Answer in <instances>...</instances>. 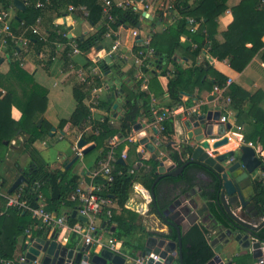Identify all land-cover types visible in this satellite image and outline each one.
Masks as SVG:
<instances>
[{
	"label": "crops",
	"instance_id": "obj_1",
	"mask_svg": "<svg viewBox=\"0 0 264 264\" xmlns=\"http://www.w3.org/2000/svg\"><path fill=\"white\" fill-rule=\"evenodd\" d=\"M3 1L11 2L12 4L13 0H0V13L5 10L8 11L10 15V25L13 26L15 24L12 22V20L14 17H16L17 11L19 10L15 9L13 5L11 7H8L7 9H4L2 4ZM22 1L24 2L28 0ZM112 1L117 3L122 0ZM175 1L176 0H148L150 6L148 16L152 19L145 18L146 20L143 19L142 21H140L142 32H147L151 27H153L154 33L160 34L166 29V27L174 25L178 20L177 17H179L175 8ZM194 1L195 0H189V5L193 4ZM242 1L244 0H226L224 3L225 10L217 18L208 23H206L207 21L204 20L203 31L208 36V40H206V44L202 47L196 63H193L190 58L182 56L180 52H176L174 56L176 57V62L182 69H188L190 67H193L194 65L200 66L206 60L216 71L224 73L228 77L227 81L230 80V84L228 85L229 88L232 86H238L241 89L243 95L245 96L240 106L243 111L247 112L250 108L255 107L259 108L260 111L264 113V61L262 59L264 54V34L261 38L263 46L258 51L253 52L252 58L241 72H235L230 68L229 56H227L223 60L217 61L214 58L215 56H213L210 51V45L212 41L217 42L221 45L226 42H230L232 38L238 39L242 37L238 33L239 30H237L236 27L234 28V26L238 24V22L235 21L237 17L235 10L240 7V3ZM167 8H170V10H167ZM248 8L257 9V11L264 12V0L260 2V7ZM52 15L53 13H49L48 11L44 12V14L42 15L40 25L42 34H45L43 25L45 24L47 19L53 17ZM80 20H82V18H75L73 16V13H69V15L64 14L63 17L57 18L56 20L54 19L52 25L54 27L60 25V27L63 28L68 39H83L87 36L86 33H88L89 29H92V26L88 24L87 21L82 20L83 22H81ZM88 25H90V28L88 27ZM257 26L263 27L260 29H262L264 32V22L262 24H257ZM18 28L19 27L14 29L15 33L12 32L15 37L21 36L28 39L26 34H29V32H25L27 30L23 31V29L20 31L21 28ZM130 29L131 28L127 27L120 30V38L123 44L126 45V47H129V45L132 43ZM239 29H241V24H239ZM8 39L12 40L14 46L17 48V50L20 51L19 54H17L12 48H10V45L7 41ZM188 39L189 43L188 41L184 40V42L180 40L181 42H184L183 45L180 43V46L182 48H191V40L189 37ZM108 42L109 41H107V43ZM56 43L54 44L55 48ZM29 47V44L26 47L19 46L17 39L5 37L4 34H0V115H5L6 117H8V119L14 120L16 123L21 125V128L18 129L16 135L12 137L10 142H5L6 147L1 149L2 151L0 152V181L3 186V194L1 196L4 199L5 195L7 196L14 192L13 191L12 193H9L11 185L20 175L24 176V171H26L29 167L30 159L27 151L25 150V144L26 139L28 138V134L25 130H23V128H30L33 123H37L38 125L39 121H41L40 125L42 121H46L50 125V132L48 135L41 136L40 138L35 140V142L33 143V147L39 152L41 158L48 163L49 169L55 171L61 170L64 167V169L71 168L72 176H74L76 180H78L77 187L86 188L90 184H92V181L96 176L94 175V173L97 170V161L101 158H99L101 150H96L82 155L78 157V159L71 165H68L76 156L75 152L73 151V147L76 142L81 139V136L83 134L86 135V133L90 132V130L88 129V131H85L82 134L84 128L92 126L91 122L98 121L100 118L106 117L109 114L113 116V118L111 119H114L115 121V117H118V115L120 114L119 106L124 98V94L122 92L121 94L118 93L115 95V98L112 100L113 106L110 113L103 108H97L93 112H90L89 110L91 116L83 123L80 129L76 127H70V125L67 124L64 127L63 131L60 130L58 127L60 121L68 120L76 107V102L73 98L72 91L75 87L79 86L78 81L75 76H73L67 69V62L62 57V51H57L56 49H54V59H51V61L49 62V47L45 46L39 53H35L32 50V47ZM245 48L251 49L252 44L246 42ZM245 52L250 51L245 50ZM127 57L129 61L125 62L123 66L127 67L126 71L132 69L131 72L133 75L135 69L133 67L130 68L131 60L129 54H127ZM72 60L76 64L83 63L80 57H73ZM15 61L19 62V65H17L18 67L14 66ZM158 62V65L152 64L153 68L151 69V72L159 74L162 67L166 64L164 62L163 65V62L161 60ZM61 63H63V65L60 66ZM168 68L171 71L168 76L158 78L159 84L164 91L165 84L167 83L168 78L172 77L173 73L172 66L168 65ZM119 71H121V69H119ZM132 75L131 78L135 80ZM147 78L149 80V76H147ZM106 80L108 81V86L112 83L119 86V88L123 86L124 81H129L127 76L123 77L121 75H119V77L108 75L106 77ZM213 82L214 77L209 72L206 73L205 75H203L201 81H198V87H195L192 90L191 94L182 93L181 103L174 106L175 108H177L176 116L173 119V143L175 147L180 153H182L184 148L188 145L186 142L185 131L189 127L185 126V111L190 110V112L193 113V111H198V109L200 108L203 109V112L207 110H219L221 112V117L224 116V114L228 115L229 121L225 123V125L229 124L230 130L224 131L223 125H219L217 127V131L219 134L214 138L218 139L227 137L228 142L217 148L216 153L221 154L230 150L237 152L238 148L241 145H249L254 149L256 156H258V158L260 159L259 153L261 152L262 147L258 140H252L246 143L243 140L244 128L241 124H238L236 118L237 109H235L230 102L226 101V93L229 91V88L225 87L224 89H221L213 85ZM82 93L84 92L82 91ZM39 95H46L47 97L46 106L43 112L39 115L38 108L37 110L36 108H33L30 112L31 115H28V112H26L27 110H25L27 116H24L23 109L25 108V104L27 102H30L33 96ZM84 95L87 100V95L85 93ZM100 96L102 97L103 101H105L109 96L112 95L110 94V92L105 91L104 93L100 94ZM159 102H161L162 104L161 107L157 108H169L167 105L170 103L165 101V96L162 99H152L153 105H156ZM115 104L116 106L115 108H113ZM137 122L144 123L146 125L145 128L148 131V135H152L156 139L154 147L155 154H157L158 158H160L161 156H167L174 165V168L181 166H178L170 158L169 152L166 149L167 147L160 143L158 134H153V127L151 126L152 121L150 122L149 119L145 115H143L139 117ZM114 125H116V121ZM237 127H240V130H237ZM134 136H136V134ZM73 137H75L74 140L72 139ZM128 137L120 138L118 136H114L113 138H110L107 143L110 144L112 141L111 139H113L115 146L119 145L121 142H124V146L121 151H125L126 153V159L123 160L124 163L129 162L133 163V166L149 168V162L154 160H139L137 153L140 152L144 154V148L137 144L136 139V141L134 142H129L127 140ZM211 144L212 143H210V145ZM86 145L88 144L86 143ZM131 145L136 146L133 153L130 152ZM212 152V149L208 150V153L211 154ZM188 154H186L183 158L184 163L187 161ZM234 160L232 162H234ZM131 171L133 173V170ZM156 172L157 168L155 174ZM204 172L210 173L211 178L208 177L209 175L205 174ZM250 176L252 180V186L254 188L255 180L260 178L264 180V168H258ZM184 180L185 183H183ZM137 184H139L138 181ZM153 184L151 186V189L153 187ZM217 186L218 181L214 174L199 166H188L184 169L182 175H179L177 177L164 176L159 182L155 184L153 188L155 201L153 200L151 189L150 193H148L149 196L145 198L141 189L132 188L130 190V195L137 201V203L143 204L145 206L146 213L131 216L126 212H122L113 202L111 211L114 214L119 215L126 222H131L132 226L135 227V230L131 234V236L126 239L128 242V244L126 245H124L123 240H117L112 234L113 232L118 231V226L116 225L112 227L114 228L112 229V232L107 233L103 231L101 233L102 240H104L105 242L110 237L114 238L116 240L115 248H117L119 252H121V255L126 258V264H135L134 260L141 258L140 255L143 252L144 243L147 237V231H162L168 235V239H171L170 233L174 230H170V227L167 226L163 218L160 217L157 209L161 212L163 210H166L168 206L173 204L176 200H179L180 198H187L192 199L193 203H196V211H198L199 215L201 216L200 219L203 217L205 218L204 221H201L199 219V221L194 225H201L205 229V236L210 245V240L216 236L217 227L213 223V219H215L213 215L211 218L207 215L210 213L211 207L215 206L217 208L215 200L217 194ZM19 188H17L16 190H18ZM73 191L70 193V195L73 193ZM45 192L47 196L39 193L37 201V207L40 205L43 207V210L47 205V197L50 195L49 188H46ZM70 195L68 196L67 200L73 202L69 198ZM73 203L74 204L72 207L63 206L59 214H68L69 216L71 215V212L73 210L77 211V209L79 208V204L77 202ZM259 205L261 210L264 212V206L262 207L261 203H259ZM2 210L5 212L7 211L6 216L9 217L10 208L7 207L6 203ZM2 210L0 211V213L2 212ZM149 210L150 213H148ZM50 213L56 214L54 212ZM263 217L264 215H260L259 220L261 221ZM165 218L167 217L165 216ZM34 219L40 221L39 219ZM76 221L78 220L76 219ZM97 224L98 227H104L102 226L103 223ZM38 227L39 226L36 224L34 228H32V230L28 234L30 238L27 237V233L25 232L18 236L16 250L11 260L17 259V257L21 255L23 245L26 242H29L31 238H33L32 232L38 229ZM190 227L186 228L185 232H187ZM53 233H56L57 235L59 234L57 238L59 243L62 245H78L77 240L73 236L66 234L65 230L60 231L54 229ZM37 237L40 236H34V238ZM40 238L47 239L49 238V236H41ZM90 251H93L92 248H90ZM99 251L100 248L97 247L94 253H98ZM242 254H248L252 258L253 264H258V260L253 258L250 250L242 248L234 241H230V243H228V245L224 247L220 252V256L222 257L224 264H229L234 257ZM175 264H178L177 260L175 261Z\"/></svg>",
	"mask_w": 264,
	"mask_h": 264
},
{
	"label": "trees",
	"instance_id": "obj_2",
	"mask_svg": "<svg viewBox=\"0 0 264 264\" xmlns=\"http://www.w3.org/2000/svg\"><path fill=\"white\" fill-rule=\"evenodd\" d=\"M40 1L43 4V8H36L35 3ZM226 0H195L193 4L189 5V0H176L175 8L179 15L177 22L174 25L166 27L162 33H153L151 35V41L149 47L154 51V57L156 60L153 64L158 65V61L166 63L159 74L151 72L150 68H143L142 72L149 76L147 90H142L140 81L132 79V69L126 72L119 71V67L114 64L116 71L113 76L119 77L127 76L128 82L124 81L122 87L119 88L118 93L124 94L122 103L119 106L120 114L115 117L116 125L109 124V119L113 118L111 114L106 116L102 122L93 121L92 128L89 133L82 135L81 139L87 144H93L94 149L90 152L101 150L99 158L102 159L106 156L110 147L107 143L110 138L118 136L120 138H126L130 135L131 130L139 117L145 115L149 121L153 122L154 117L152 115V109L161 107V102L156 105L152 104V99H162L165 96V101L169 102L167 106L169 108L174 107L181 103L182 93L191 94L195 87H198V81L200 82L203 75L210 73L214 77L213 85L221 88L227 81V76L224 73L216 71L210 63L206 60L200 66H193L188 69H182L176 62L174 56L176 52H180L182 56L188 57L193 63H196L198 55L201 52L202 47L206 44L208 36L203 31L204 20L212 22L217 18L224 10ZM262 0H244L240 3L236 11V20L238 24L234 26L239 30L241 38H232L230 42L224 44H218L213 42L210 45V51L215 56V60L220 61L229 56L230 68L235 72H241L247 63L252 58L253 52L258 51L263 46L261 38L264 34L263 30L258 27L257 24L264 22V12L257 11V9H250L260 7ZM28 5L25 11H17L16 17L12 22L15 24L11 26L13 33L14 29L19 27L20 31L27 30L26 34L29 39V46L35 53H39L45 46L49 47L48 61L53 59L56 49L54 44L56 42L67 43L74 41L81 51L87 52L92 47H106L108 48L110 43H107V39L104 35L107 33V29L104 26L106 18L102 15V4L100 0H28ZM3 8L7 9L11 7V2L3 1ZM69 5L75 7L72 12L75 18H82L87 21L92 27H98L96 31L87 35L85 38L68 39L64 36L65 32L63 28L59 26L54 27L52 22L54 19L63 17L64 14H68L67 8ZM84 6L85 11L79 8ZM48 11L53 13V17L47 19L43 25L45 36L47 37L43 41L40 37L33 35L29 27L32 26L38 17H42L44 12ZM86 13V15L84 14ZM114 22L111 27L117 30L120 25H126L129 28H135L139 24L140 13L133 12L129 9L113 8ZM186 17H193L198 21V29L194 33H190L187 30ZM241 24V29H239ZM15 27V28H14ZM18 28V29H19ZM19 31V32H20ZM186 35L190 38L191 42L196 45L195 48H182L180 46V37ZM8 44L17 54L19 50L14 46L11 39H8ZM251 43L252 48L246 49L245 43ZM29 47V48H30ZM68 48V47H66ZM62 51V57L68 61L66 52L68 49ZM141 49V48H138ZM245 50L250 52H245ZM264 61V54L262 57ZM152 64V62H150ZM19 65L18 61L14 62V66ZM168 65L172 66V77L168 78L165 84V91L159 84V77H167L171 72ZM101 66L108 69V66L101 62ZM18 67V66H17ZM13 73V68H12ZM28 76V75H27ZM133 76V75H132ZM19 78V77H18ZM18 80V79H17ZM114 88V87H113ZM229 88V87H228ZM109 90H112L109 87ZM82 88L77 86L73 89V98L76 102V107L68 120H61L59 123V129L63 131L64 127L69 124L70 127L81 128L83 123L89 119L91 113L89 112V105L86 100ZM226 97L230 99V103L237 109V121L244 128V142L252 140H258L261 144L262 150L259 153L260 160L262 161L261 167L264 168V113L259 108L252 107L247 112L241 109V103L244 99V95L238 86H232L226 93ZM115 94L109 96L105 101L100 102L99 107L105 109L107 112H111ZM47 102L46 95L33 96L30 102L25 104L24 116L31 115L33 108H38V114L40 115L45 109ZM162 130L158 133V139L162 145L167 147L170 158L179 166L184 163L183 158L190 152L188 146H186L182 153H180L174 145V125L173 119L167 118L161 122ZM21 128V125L14 120L8 119V117L0 115V152L5 148V142H10ZM23 130L28 134L26 139L25 150L27 151L30 159L29 167L24 171L25 181L19 189L24 199L32 208H37V201L39 193L47 196L45 190L49 188L50 195L47 197V205L45 207L46 212H54L59 215V212L63 206L72 207L73 202L68 201V196L77 187L78 180L71 174V168L52 171L49 169L48 163L45 162L39 152L33 147L35 140L41 136L48 135L50 132V125L46 121H42L41 125L33 123L30 128L24 127ZM124 142L116 145L112 148L115 155V162L113 163V179L108 182L102 174H98L94 177L93 192L98 196L111 199L117 207L128 215L136 216L137 214H145L146 209L143 204L137 203V201L130 195L132 188L141 189L143 196L147 198L150 193L151 186L156 177L155 171L157 168L156 161L149 162V168L133 166V163L126 162L124 164L118 163L121 151L123 149ZM130 152L135 151L136 146H130ZM133 170V173L130 171ZM138 183L140 184H137ZM254 188L257 192L259 203L264 206V180L262 178L254 181ZM6 201L0 195V211L4 208ZM153 210V209H152ZM7 212V211H6ZM6 212L2 210L0 213V260H11L16 250L17 238L23 234L27 229L32 230L37 224L41 226L40 229H36L32 232L34 236H50L53 233V228L50 226H44L40 221L31 217V214L27 211H18L10 208L9 217L6 216ZM150 213V210L148 211ZM210 213L218 221L219 224L224 227H228V224L222 215V213L215 207H211ZM102 221H106V227L108 231L112 232L113 226H118V231L112 234L119 241L123 240L124 245L128 244L127 238L134 232L135 227L131 222H126L119 215L114 214L111 211V216L106 217L101 215ZM70 224L76 222L75 218L71 215L68 216ZM257 237L264 241V226L257 232ZM170 238L176 240L175 232L170 233ZM75 243V242H74ZM73 243V244H74ZM75 245H70L73 247ZM182 248V260L183 264H206L214 256L213 250L209 245V242L205 236V229L201 225H193L185 232L181 237ZM229 264H253L252 258L248 254H242L234 257Z\"/></svg>",
	"mask_w": 264,
	"mask_h": 264
},
{
	"label": "water",
	"instance_id": "obj_3",
	"mask_svg": "<svg viewBox=\"0 0 264 264\" xmlns=\"http://www.w3.org/2000/svg\"><path fill=\"white\" fill-rule=\"evenodd\" d=\"M12 5L19 11L26 9L22 0H13ZM145 17L152 19L146 15ZM115 106L116 104L113 108ZM219 125L224 126V131L230 130V125H225L221 121L219 110L203 112V109L200 108L186 117L185 126L189 127L185 131L186 142L190 152L187 161L174 168L167 156L158 158L154 147L156 139L152 135H148L144 123L136 122L132 131L136 133L137 144L145 151L144 154L137 153V156L139 160L152 159L158 163L157 177L151 189L154 201L153 188L164 176L182 175L188 166H199L215 175L218 181L216 206L224 216L228 227H224L216 219H213V223L217 227L216 236L210 240L214 256L206 264H224L220 252L230 241L250 250L253 258L261 260L264 264V241L257 237V232L264 226V217L261 221L259 220V216L264 215V212L260 208L250 176L261 167L262 163L249 145H241L237 152L230 150L217 154L216 149L228 142L227 137L214 138L219 134L217 131ZM152 132L153 134L157 133L154 128ZM210 143L212 144L210 145ZM77 147L81 150V155L94 149L93 144L86 145L82 139L78 141ZM210 149L213 150L211 154L208 153ZM78 157L76 155L68 165H71ZM231 159H235L234 162L230 161ZM118 163L124 164V161L119 159ZM24 181L25 177L20 175L11 185L9 193L19 188ZM157 211L170 230L175 231L176 240L168 239V235L162 231L149 230L140 257L146 258L144 264H175L176 260L178 264H183L181 237L186 228L194 225L201 217L196 211V203H193L192 199L180 198L169 205L166 210L160 212L157 209ZM207 216L211 218L212 214L209 213ZM71 217L83 223L87 222V218L77 215L76 210L71 212ZM200 220L204 221L205 218ZM104 225L103 223L102 226ZM57 236L56 233H52L47 239L31 238L23 245L21 255L17 257V259L22 257L23 261L15 264H126V258L122 255L114 254L106 249L92 253L91 246L85 244L80 247L62 245L57 241Z\"/></svg>",
	"mask_w": 264,
	"mask_h": 264
},
{
	"label": "built area",
	"instance_id": "obj_4",
	"mask_svg": "<svg viewBox=\"0 0 264 264\" xmlns=\"http://www.w3.org/2000/svg\"><path fill=\"white\" fill-rule=\"evenodd\" d=\"M102 4V15L106 18L104 26L107 29V33L104 35V38L109 41L110 45L108 48L106 47H92L89 51L84 52L81 51L74 41H70L67 43H56V50L63 51L66 47V57L67 61V69L69 72L75 76L78 81L79 86L82 87L83 92L87 95V102L89 105L90 112H93L95 109L100 108V102L103 101L100 94L104 93L105 91L110 92L111 95L118 94L119 86L110 84L108 86L106 77L108 75H113L116 71L112 67L117 65L119 69L123 66V64L128 60L127 54H129L131 60V67L134 68L135 72L133 73V78L136 81H140V86L142 90H147L148 86V78L145 73L142 72L143 68H153L152 64L154 57V51L149 47L151 41V35L154 33L153 27H151L147 32H142V28L140 26V21L145 19V15L148 16L149 12V3L148 0H122L119 2H114L112 0H100ZM28 1H24V4L27 6ZM36 8H43V4L40 1H37L35 4ZM121 8V9H131L133 12L140 13L139 16V24L135 28L130 29V36L132 38V43L129 47L123 44L120 38V30L122 28H127L126 25H120L117 30H114L111 27V24L114 22L115 17L112 15L113 8ZM82 11H85V7L82 6L79 8ZM75 8L73 6L68 7V12L71 14ZM170 10V8H167ZM86 15V13L84 12ZM146 20V19H145ZM187 30L190 33H194L198 29V21L193 17H187ZM41 17H38L35 20V23L29 27L30 32L33 35L40 37L43 41L46 40L45 34L41 32ZM26 30V29H25ZM23 30V31H25ZM0 34H4L5 37H9L12 39H17L18 45L22 47H26L29 43V40L26 37H15L12 33L11 25H10V15L8 11H2L0 13ZM66 36V34H64ZM181 41H188L189 39L186 36L180 37ZM180 43L183 45L185 42ZM191 42V41H190ZM126 47V48H125ZM191 48H195L196 45L194 43H190ZM141 48V49H138ZM127 53V54H126ZM73 57H80L83 61L82 64H76L73 62ZM109 59L106 61L105 59ZM119 58L122 59L120 62ZM54 59V58H53ZM156 58L154 59V61ZM101 62H104L108 69L105 70L104 67L101 66ZM119 62V64H117ZM152 62V64H150ZM112 70V72H111ZM107 73V74H106ZM230 84V80H228L221 89L228 87ZM109 87L112 90H109ZM114 87V88H113ZM220 89V90H221ZM226 101L230 102V99L226 97ZM177 108H156L152 109V115L154 117L151 126L157 131L158 134L162 130L161 122L164 119L172 118L176 116ZM192 112L185 111L184 116L188 117L191 115ZM105 117L99 119L100 122L104 120ZM91 120V118H90ZM221 121L227 123L229 121L228 115L221 117ZM92 123V122H91ZM114 119H109V124L114 125ZM92 125V124H91ZM92 126L88 128H84L82 134L85 131L91 130ZM237 130H240V127H237ZM136 133L131 130V134L127 138L129 142L136 141L135 135ZM80 140V139H79ZM78 140V141H79ZM111 143L109 144V151L107 152L106 156L102 159L97 161V170L95 171L94 175L98 173L104 175L108 182H111L113 179L112 172H113V163L115 162L116 158L112 148L115 147L113 139H111ZM73 147V151L79 157L81 155V150L78 149L77 143ZM156 142V141H155ZM158 144V143H157ZM120 159H126L125 151L121 152ZM231 159L230 161H233ZM132 173V171H131ZM3 186L0 181V195H2ZM70 200L73 202H77L79 204V208L77 209V215H81L87 218V222L83 223L80 221H76L73 224H70L68 221V214H51L47 213L43 210L42 206H38L37 208H32L28 205L27 200L24 199L21 189L15 190L10 195H5L6 205L9 208L16 209L18 211H28L31 213L32 218L39 219L42 225H47L53 228V230H65L66 234L73 236L77 240V246L80 247L83 244L90 245L92 248V253H94L97 247L102 249H106L111 251L114 254L121 255V252L117 248H115L116 240L112 237L108 238L105 242L102 240L101 233L103 231L110 233L108 228L106 227V221H102L101 215L104 214L106 217L111 216V207L113 202L109 198L98 196L93 192V185L90 184L86 188L77 187L73 193L70 195ZM97 223H104V227H98ZM41 226L38 227L40 229ZM30 229H27L25 233H30ZM59 235V234H58ZM58 241V238H57ZM59 242V241H58ZM23 261L22 257L14 260H0V264H15ZM146 258H139L135 259V264H144ZM258 264H262V261H258Z\"/></svg>",
	"mask_w": 264,
	"mask_h": 264
},
{
	"label": "rangeland",
	"instance_id": "obj_5",
	"mask_svg": "<svg viewBox=\"0 0 264 264\" xmlns=\"http://www.w3.org/2000/svg\"><path fill=\"white\" fill-rule=\"evenodd\" d=\"M83 20V19H82ZM82 20H80L81 22H83ZM90 25H88V27H89ZM90 28V27H89ZM98 27H92V29L90 30L89 29V31H88V33H86L87 35H89V34H91V33H93L94 31H96V29H97ZM119 60H120V62L122 61V59L121 58H119ZM117 64H119V62L117 63ZM61 65H63V63H61L60 64V66ZM121 69V72H124V71H126L127 70V67L126 66H123L122 68H120ZM118 75H121V74H118ZM126 82H128L127 80H126ZM71 100H72V98H71ZM74 138L75 137H73L72 139L74 140ZM89 145V144H88ZM87 156V155H86Z\"/></svg>",
	"mask_w": 264,
	"mask_h": 264
},
{
	"label": "flooded vegetation",
	"instance_id": "obj_6",
	"mask_svg": "<svg viewBox=\"0 0 264 264\" xmlns=\"http://www.w3.org/2000/svg\"><path fill=\"white\" fill-rule=\"evenodd\" d=\"M205 174H208L209 176L208 177H210L211 178V175H210V173H208V172H204ZM210 178H208V179H210Z\"/></svg>",
	"mask_w": 264,
	"mask_h": 264
}]
</instances>
